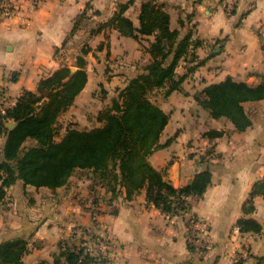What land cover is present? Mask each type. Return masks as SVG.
Returning a JSON list of instances; mask_svg holds the SVG:
<instances>
[{"label":"crops","instance_id":"0c3cea01","mask_svg":"<svg viewBox=\"0 0 264 264\" xmlns=\"http://www.w3.org/2000/svg\"><path fill=\"white\" fill-rule=\"evenodd\" d=\"M146 1L43 0L32 6L23 0L16 15L0 17V89L7 98L18 99L62 64L75 67L81 49L88 47V81L66 113L82 115L99 95L106 97L95 107L109 105L130 79L145 71L154 35L138 40L107 22L128 4L124 15L140 26ZM153 1L169 12L171 29L179 31L177 42L189 35V45L175 68L176 79L184 76L181 88L168 91L167 82L151 94L170 118L159 139L165 145L149 159L181 187L199 172L202 156L214 145L213 182L204 195L188 198L185 212L167 214L147 201L145 189L127 199L125 188L119 187L113 197L98 177L80 170L56 189L19 179L0 207V242L25 237L26 264H53L60 242H73L78 226L110 238L104 264H264V228L241 232L237 224L253 184L264 177V99L244 103L253 120L246 131L235 130L224 117L213 118L196 100L206 84L227 76L261 83L264 0ZM223 119L227 127L217 124ZM211 128L226 131L211 140L203 135ZM254 202L249 215L264 227V195H256ZM193 216L208 226L211 245L203 251L189 247L187 226ZM240 255L245 260H237Z\"/></svg>","mask_w":264,"mask_h":264},{"label":"trees","instance_id":"16d2710c","mask_svg":"<svg viewBox=\"0 0 264 264\" xmlns=\"http://www.w3.org/2000/svg\"><path fill=\"white\" fill-rule=\"evenodd\" d=\"M127 7L128 4H122L107 25H114L138 40L144 35H154L147 47L152 59L145 71L130 79L119 95L100 111L101 125L70 127L57 138L60 115L73 105L87 84L88 61L84 55L88 47H83L77 56L76 69L62 64L42 77L35 90L24 89L13 106L0 111V207L6 204L9 188L19 179L25 185L56 189L67 184L78 170L98 177L113 197L123 187L127 199L145 189L147 201L167 214L185 212L188 198L204 195L211 186L214 145L202 156L199 172L181 187H176L168 172L157 169L149 159L156 149L165 145L159 139L170 118L151 94L167 82L168 91L181 88L184 76L176 79L175 68L187 52L189 35L177 42L179 31L171 29L170 14L162 4L153 0L143 2L138 27L124 15ZM77 28L78 22L71 34ZM171 54L173 58L167 62ZM259 75L261 83L257 85L232 76L206 84L197 92L196 100L213 118L226 117L235 130L246 131L253 120L244 103L264 99V73ZM8 122L16 125L9 127ZM224 133L225 130L211 128L203 135L213 140ZM260 194L264 195V177L253 184L244 203L245 215L237 221L241 232L263 231L262 223L249 215L256 209L255 196ZM73 239V242H60L53 264L107 261L81 247L78 237ZM189 247L194 249L190 243ZM27 251L25 237L0 242V264H26L23 256Z\"/></svg>","mask_w":264,"mask_h":264},{"label":"built area","instance_id":"2783aa9c","mask_svg":"<svg viewBox=\"0 0 264 264\" xmlns=\"http://www.w3.org/2000/svg\"><path fill=\"white\" fill-rule=\"evenodd\" d=\"M32 6L39 5L43 0H28ZM23 7V0H0V17H12ZM233 2L227 5V9H233ZM17 99H9L0 89V111L5 112L8 107L13 106ZM97 220V214H93ZM73 236L80 239V246L98 257L106 258L112 247L110 238L103 233H94L85 227H75ZM187 237L189 243L198 251H203L211 245V238L207 224L200 218L193 216L187 226ZM237 260H245V256L237 257Z\"/></svg>","mask_w":264,"mask_h":264},{"label":"rangeland","instance_id":"374dc122","mask_svg":"<svg viewBox=\"0 0 264 264\" xmlns=\"http://www.w3.org/2000/svg\"><path fill=\"white\" fill-rule=\"evenodd\" d=\"M66 63L70 65L69 62H66ZM104 97H106V95H99V98H97V101H94V102L91 101L90 104L86 105L85 109H83L84 112L82 113V115H80L78 113L77 114L66 113L67 110L65 112H63L58 119V135H57V138H60L66 132V130L70 127L92 128L94 126L101 125L102 122L99 120V114H100V111L103 108H105L106 104L101 109H97L95 106H97L100 103V101L102 100V98H104ZM224 118H226V117H224ZM226 120H227V122L229 121L227 118H226ZM220 121L221 122H217V124L227 123L224 119L220 120ZM201 123H202L201 128L205 127L203 122H201ZM205 124H206V122H205ZM226 127H227V125H226ZM228 130H230V129H228ZM78 227H81V226H78Z\"/></svg>","mask_w":264,"mask_h":264},{"label":"water","instance_id":"95a60500","mask_svg":"<svg viewBox=\"0 0 264 264\" xmlns=\"http://www.w3.org/2000/svg\"><path fill=\"white\" fill-rule=\"evenodd\" d=\"M72 69L74 70V69H76L75 67H72ZM9 127H14L16 124L15 123H13V122H8V124H7Z\"/></svg>","mask_w":264,"mask_h":264}]
</instances>
